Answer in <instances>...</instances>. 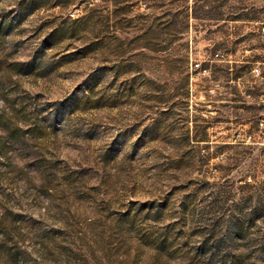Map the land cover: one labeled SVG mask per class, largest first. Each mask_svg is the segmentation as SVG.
Here are the masks:
<instances>
[{"label":"rangeland","instance_id":"374dc122","mask_svg":"<svg viewBox=\"0 0 264 264\" xmlns=\"http://www.w3.org/2000/svg\"><path fill=\"white\" fill-rule=\"evenodd\" d=\"M0 264H264V0H0Z\"/></svg>","mask_w":264,"mask_h":264},{"label":"trees","instance_id":"16d2710c","mask_svg":"<svg viewBox=\"0 0 264 264\" xmlns=\"http://www.w3.org/2000/svg\"><path fill=\"white\" fill-rule=\"evenodd\" d=\"M252 62H250V64L247 66V72L251 74V71H253V68H252V65H251ZM230 77V80H233L235 83V85H233L231 87V94L234 95V99L238 100V101H242L244 100V98H246L247 96H251L253 91L251 92L250 90H241L240 88V84L243 83V85H246V83L244 82V77L247 76V73H244L242 71H235L234 73H228ZM246 81V80H245Z\"/></svg>","mask_w":264,"mask_h":264}]
</instances>
